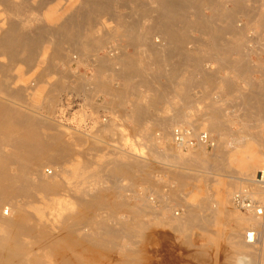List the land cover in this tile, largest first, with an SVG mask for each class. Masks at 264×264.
Returning <instances> with one entry per match:
<instances>
[{
	"label": "bare ground",
	"instance_id": "obj_1",
	"mask_svg": "<svg viewBox=\"0 0 264 264\" xmlns=\"http://www.w3.org/2000/svg\"><path fill=\"white\" fill-rule=\"evenodd\" d=\"M30 1L31 0H0V5H2L8 13L7 18H0L1 76H9L8 74L12 68L18 65H23L22 67L24 68L20 74L22 73L24 75L30 73L32 69L38 66L41 57L46 58V61L43 62L47 63L49 71H53L58 63L62 66L68 65L69 54L73 51H78L79 57L84 56L90 60V67L93 68V72L87 80L84 79L82 75H79L78 77L80 81L78 80L79 83L75 85L76 88L81 89L84 87L86 88L87 86L88 88L92 86L93 89L103 90L108 94L115 93L116 95L118 94L117 96L119 97L121 93L119 92V94L116 89H113L114 86L111 87L112 85L108 86L106 84L102 85V83L99 84L100 81L97 80L99 79V74H101L102 71H104L103 69L106 68L104 66H107L108 64V69L111 68L112 71L116 69V74L123 77L121 78L125 82L123 87L124 91L130 92L139 89V85L137 84L136 89L132 86L134 85L132 79L138 77L141 84L140 87H143L148 91L145 92L149 95L147 102L154 104L160 103L162 97L161 90L163 88L160 87V84L155 83L159 80L154 81L152 78L149 80L150 84L147 83L146 85V81H144L146 78H144V80L142 79L145 74L149 75V77H160V75L162 76L164 74L165 78V74L168 72L164 73L165 71L163 69L165 66L163 67V62L161 65L163 68H160V66V69L158 68L156 71L146 73L144 69L142 70L136 67V63L132 64L126 60V57L129 56L125 55L124 50L117 51L112 47H106L103 40L110 32L108 33L104 26L98 24V19L101 16L108 14V16H111L109 18L112 19V16L114 19L116 18L114 29H123L127 34L128 32L131 33L134 30L136 31V29L139 30V28L143 29L141 37L138 36L135 38L134 36L135 40H133V37L130 35L132 39L130 43L135 44L140 41V44L144 46V48L146 47L153 56H164V59L166 57L165 55H170V53L175 50H177V52H179L178 50H182L181 53L185 54L184 56H191V51H185L184 47L186 45L191 47V44H194L195 41L189 37L183 39L181 38V35H178L180 39H176L177 37L174 35L176 33L174 28L177 23L185 25L188 28L191 27L201 33H210L208 30H218L221 26L230 33L228 35H231V33L242 32L246 38L248 37L246 36L248 26L253 18V15L251 14L252 12L249 10H252V8H248L247 6L248 2L251 0H149L147 4L140 3L141 0L140 2L138 0H77L78 5H76L77 7L74 11L72 10L73 13L68 12L71 14L68 16L69 14L66 12L68 14L66 15L67 18L64 16V19H59L60 21L56 17L55 12L57 9H55V7V11H42L45 6L55 0H37V5L32 4ZM258 1L259 0H257V2ZM228 4H230L231 7H229ZM262 4L264 8V2ZM121 5L125 7L131 6V14L140 13L139 15H143L142 20H145V22L140 19V16L139 19L145 24L142 27L138 26L137 23L141 22L138 20L137 14L134 15H136L137 21L139 22L131 20L133 16L130 18L131 15L129 13L126 15H129L127 17H129L130 20L122 18L121 15L119 16L117 13H114L116 7H120ZM71 6H74V3ZM122 6L121 8H124ZM259 7L260 6L258 5V8ZM204 9H208L211 12V15L204 17V15H202ZM35 11H38L39 13L42 11L44 14H42L43 17L40 16L41 14L39 15L40 17H37L35 14V17L33 15ZM187 11H195L193 14L197 12L194 15L195 18L193 20H189L188 16L190 15L186 14ZM252 11L256 12L257 10ZM242 19H246V21H243ZM219 21L222 25L218 24L220 23ZM261 21L264 25V15L262 16ZM261 21L259 23H261ZM262 24L261 27L263 26ZM82 25H85V28L88 29L86 36L76 37L74 41H72V39H70V32L72 29H78L79 31L82 30ZM221 33H223L221 35H225L224 32ZM78 36H80V34H78ZM111 37H113V35ZM215 37L212 39V43L206 45H217L219 43H217L219 36L217 39ZM226 40L229 41L228 39ZM44 45L50 47L49 50L51 51L48 52V55H46L47 52L44 51ZM135 46L137 47L136 44L134 47ZM146 48L145 50H147ZM103 50H105L104 52L106 53L103 56H100L98 52ZM162 51H166V53L162 54ZM176 53L175 55H177ZM179 54L180 53H178V55ZM217 54L218 53H215L216 56ZM147 55H144V57ZM173 55L174 54H172V56ZM111 57L118 60H116L118 62L117 65H119L118 68L115 67V65L113 68L111 67L112 64L111 66L109 65ZM162 57L160 59H162ZM4 59H6V61H4ZM154 59L151 60L156 62V59ZM132 60L133 59L131 58V61ZM158 61L160 62V60ZM164 61L166 62V60ZM158 64L154 63L155 66ZM201 69L204 70L205 68L201 67ZM203 72L206 79L209 76L211 77L208 71ZM84 73L86 72L84 71ZM13 75L15 77V74ZM36 75L41 74L39 72ZM64 75L60 73V75H58V77H60V82L58 81L59 83L50 84V88L55 91L67 89L66 87L68 85L66 86L65 82L67 79ZM9 78L11 77L9 76ZM69 78L70 77H68V79ZM205 78L203 79L204 81L206 80ZM11 80L14 81L13 79ZM251 87L253 88V86ZM262 87H264V85L255 86L253 89L255 90L256 88L259 90L260 88L263 89ZM33 89L34 87L30 89L29 86L27 87L24 85L12 87L9 83H6L4 78L0 80V94H6V100H8L4 101L3 97L0 96V264H159V257L156 256L159 255L157 252H160L162 249L160 250L157 248L160 244L158 246L155 245V240H157L160 235L156 234V232L153 233L154 229L153 231L149 230L151 225L170 226L175 232H179L180 234L186 231L187 233L183 237V243L193 249L191 255L193 258L203 261L207 256L208 251L215 248L217 237L226 234L228 245L232 248L233 246H236L233 250V254H230V257L227 256V258H230V260L228 259L230 261L228 262L229 264H249L251 261V263L255 262L257 264H264V226L259 217L253 211H247V213L251 215V218L242 217L231 210L230 207V202L231 204L233 203L232 200L236 191L238 192L245 189L253 199H262L263 190L256 182V176H254L257 170L264 169V138L262 137V139L260 137L261 135H257L260 137L259 139H262L259 141H256V139L253 140V138L250 137V140H253L255 146L258 147V151H261V159L257 155H254L253 157L248 154L244 155L243 147L233 148L230 153H228L231 155L232 161L237 168L236 170L238 171L239 169L242 174V177L237 178L220 174V171H222L224 166V161L221 162L219 157L224 160L223 157L225 158L224 155L227 154L224 153V147L222 146V142H220L223 140H219L215 145L210 141L212 139L206 132V138L212 143V146L214 145L211 154H206L203 150V146H211L207 143V139L203 140L200 133L194 136L193 130L191 134H188L187 136L185 135L182 143H176L173 136L174 146L168 145V149L160 150L153 146L154 149H158L161 152L160 154L163 158L162 166H159V169L157 168V170H161L166 174H171L173 177L172 179H174L178 185L176 190H170L169 194H167L176 199L183 209L181 214L175 210L172 212L171 219L161 221L160 224L143 220V217L153 210L152 207L148 205L129 206V204L127 206L126 203L123 204L118 201L117 198L108 194L101 187V182L98 181L101 177L100 172H102L100 168H98V171L92 173L93 175L90 174L91 176L89 177L92 181V184L90 185L97 187L91 188L88 191L80 190V184L83 177L78 175L76 181L72 182V186L77 189L68 192L73 205L65 206L60 200V197L63 194L64 185L60 183L57 174L45 176L42 173V169L45 165H51L56 167V169L60 168L63 173L69 175L70 166H68V163L72 161L75 152L65 143L66 141L64 142L63 133L55 126H50L52 123L50 122L49 116L40 117L33 110L32 112H25L15 103V100H20L21 98H24L23 96H28L33 92L35 93ZM120 89H122V86ZM120 91L123 92L122 90ZM34 95H36V93ZM135 95H138V93ZM164 96L165 95L163 94V97ZM49 97L50 102L56 100L53 95H50ZM136 98L137 100L129 103V106H132L139 111L144 103L138 99L141 98V96H136ZM258 98L264 99V94H252L250 96L241 95L243 101L242 103L240 102V105L243 104L248 107V104L251 103L249 102L251 99ZM23 100H25V98ZM132 107H130V109ZM247 111L246 108L245 111L244 109L242 112L240 111L245 119L247 118V115L249 116V111ZM212 113H219L216 106L213 108ZM262 115L263 116L261 117L264 118V114ZM258 117V120H260V116ZM172 119L174 120V118ZM245 119H242L241 122ZM108 126H100V132ZM174 129L175 128L172 129L171 123L170 128L162 129L164 131L162 137L167 139L172 132V135H174ZM70 130L72 133V141L74 143L84 142L85 144V142L91 140L90 142H92V146L96 144L95 132L85 133L86 136L84 137V135L82 136L78 134L80 132H78L77 129ZM255 135L256 134H253V136ZM188 136L194 137L198 144V148L190 152L189 147L192 144L188 142ZM245 136L247 137V135ZM256 149L257 148L254 150ZM159 151H157V154H159ZM180 151H188L190 155L185 156L187 153L182 154ZM251 152L254 153L253 150ZM154 153L156 154V151H154ZM226 159L224 164L227 162ZM152 162L153 161L150 162L147 158L138 155L136 156L133 153V157L115 163L111 166L112 168L110 170H112L114 174L121 173L122 175H125V177L132 175L134 178H139L141 183H147L148 185L153 186L154 180L150 177V174L153 172L151 167L154 165H152ZM79 170H83V168L78 169V172ZM110 170L107 171L108 175ZM223 172L224 171L221 173ZM237 183H241V186L232 193V190L236 187ZM154 192L159 193L157 191ZM136 194L138 195V193ZM180 194H183V196L185 195L183 200L177 198ZM141 198L142 196L140 199ZM143 200L147 201V199ZM4 205L9 207L10 213L9 210L6 209V213H4V210L2 211ZM233 205L235 206L234 203ZM171 206H164V211L171 210ZM124 209L129 211L127 217L130 218V220H115V218H118V215L119 217L122 215L120 211ZM101 210L109 211L108 214L104 216L106 220H95L98 218ZM107 219H113L114 222H110ZM250 225L252 228L249 230L254 231L256 237L252 241L248 240L246 237V233L249 230H244ZM158 230L160 229L158 228ZM243 230L245 232L242 236L241 233ZM206 237L207 239L208 237L211 238L209 243H204ZM241 237H243V239H241ZM163 238L165 239L162 240H166L167 236ZM175 239L176 238H174V240ZM160 242L163 241L159 240V243ZM154 245L155 247H153ZM151 247L154 248H152V255H150ZM189 250L191 249L189 248ZM113 251L117 253L114 257L110 255ZM191 256L189 257L191 258Z\"/></svg>",
	"mask_w": 264,
	"mask_h": 264
},
{
	"label": "rangeland",
	"instance_id": "obj_2",
	"mask_svg": "<svg viewBox=\"0 0 264 264\" xmlns=\"http://www.w3.org/2000/svg\"><path fill=\"white\" fill-rule=\"evenodd\" d=\"M38 1L31 0L30 2L32 4L37 5ZM138 1L140 2V0ZM148 1L149 0H141L140 3L147 4ZM77 2H78L77 0H55V1L50 2V4H48L47 6H45V8L42 11L48 12V11H55V9H57V11L55 12L56 17L58 20L59 19L61 20V19H64L63 18L64 16L65 18H67L66 15H68L69 13H73L74 9H76L77 7L76 5H78ZM263 2L264 0H259L258 2L257 0H251L250 2H248V5H247L248 8H252V10L254 11L257 10V11L253 12L251 9H249L252 12L251 14L253 15L252 17L254 18V20L253 18L251 19V23L249 24L248 30L246 32V36L248 37L246 38L242 32L231 33V35H228L230 33H228L226 29H223L224 27H221V26L220 27L218 26L219 29L217 27L218 30L215 29L216 30V34H215L214 29L208 30L210 31V33H204V32L201 33L191 27L188 28L185 25H182L180 23H177L178 25L176 24L174 28V31L176 33L175 32H174L175 34L173 33L175 37H177L176 39H180L178 35H181V38L183 39L184 38L186 39L189 37L195 41L194 44H191V47L187 45L184 47L185 51H191L190 53L191 56L190 55L184 56L185 54L182 53L185 62L183 64L184 72L182 76V85H181L182 87L181 88H180V85L174 83V76H173L174 74L172 70L168 69L171 72L170 73L166 69L167 64L164 60H166V57L169 55H165L166 56L165 59L163 58L164 56L163 57L161 56L162 59H160L161 57L159 55L153 56V54L146 47L145 48L147 50H145L144 46L140 44V41L135 43L137 45V47L135 46L136 48L134 47L135 44L130 43V41L132 40L131 37H133V40H135V38H137L138 36L141 37L143 29L139 28V30L136 29V31L138 30L139 32L138 31L136 32L134 30L131 33L128 32L127 34V32H124L123 29H118V30L114 29L116 25V21H115L116 18L114 19V17L112 16V19H111L109 18L111 16H108V14L101 16L98 19V24H100L101 26H104L106 30L108 31V33L110 32L109 33L110 35L107 34V36H105L106 38L103 40L104 45L106 47H112L116 49L117 51L124 50L125 55L129 56V57H126L124 55L126 57V60L131 62L132 64L136 63L135 64L136 67L142 70L144 69L146 73H150V71L151 72L156 71L162 65V62H163V67L165 66L163 69L165 71L164 73L168 72L167 74H165L166 76L165 78H168V79L164 78V74L162 75L163 77L161 75L160 77L159 76L149 77V75L145 74V76L143 75V79H142L144 80V78H146V80H144L146 81V85L147 83L150 84L149 80L152 78H153L152 80L154 81L159 80L158 82H155V83L160 84L161 85L160 87L163 88V89L161 88L162 89L161 90L162 100L160 99V103L154 104V103L147 102L149 95L148 93H145V92H148V91H146L145 88L140 87L141 84H140L138 77H134L135 79L134 78L132 79L133 80L132 83H134V85L132 86L134 87V89H136V84H137L139 85V89H137L136 91L134 90L135 92L133 90L130 92L124 91L123 87L125 85V82L124 80H122L123 77L121 76L122 77L121 78L119 74H116V71H115L116 69L113 71L111 70V68L108 69L107 68L108 64L107 66L106 65L104 66L107 69L106 68L103 69L104 71H102V73L99 74V77H98L99 79L97 80L100 81L99 84L102 83V85L106 84L108 86L112 85L111 87L114 86L113 89H116L118 93L120 92L122 95L119 93L120 95L118 97L117 96L118 94L117 95L115 93H113L114 95L108 94V93H105V91L103 90H98L95 88L93 89L92 86H90L89 88L88 86L86 88L84 87L81 89L76 88L75 85L79 83L78 82L79 75H82L83 78L87 80L90 78V74H92L93 72V68L90 67L91 65L90 60L85 58L84 56L79 57L78 51H73L72 53L69 54L68 65L62 66L61 64L58 63L56 65L57 67H55L53 71L48 70L47 63L43 62V61H46V58L41 57L38 62V66L32 69L30 73H27L24 75L22 73L20 74V72L23 71L24 68L22 67L23 65H18L12 68L13 71L11 70L9 72L8 75L11 78H9V76L7 75L6 76L0 75V80L4 78L6 83L7 84L9 83V85H11L12 87L13 86L19 87L21 85H24L27 87L29 86L30 89L34 87L33 90L35 91L36 95H34L35 93L33 92L32 94H29L28 96H23L25 100H23L24 98H21L22 100L21 99L15 100V103L20 109L24 110L25 112H32L33 110L40 117L49 116L50 122L52 123L50 124V126L51 127L55 126L56 128H58L60 132L63 133L64 142L66 141L65 143L68 144L69 147L75 152V156L72 158V161L68 163V166H70L69 175H67V173H63L60 168L56 169V167L51 166V165H45L42 169V173L45 176H51V175L57 174V178L60 179V183L64 185L63 194L60 197V200L61 202L64 203L65 206L73 205V202L68 192L70 190L75 191L77 189L72 186V182L76 181L78 175H81L83 177V179L81 180V184H80V190L88 191L91 188L97 187L94 185H90L92 184V181H91V178L89 177L93 175L92 173L98 171V168H100L102 172H100L101 177L98 179V181L101 182V187L108 194H110L112 197L117 198V200L122 202L123 204L126 203L127 206L128 204L129 206L130 205L131 206L132 205H135V206H143V205L147 206L148 205L153 208L152 211L148 212L147 215L143 217V220L151 222V223L157 222V224H160L161 221H166L168 219H171L172 212H174L175 210L181 214L183 209L179 205L178 201L168 195L170 190H176L178 188L176 181L172 179L173 177L171 176V174L169 173L166 174L162 172L161 170H157V168L159 169V166H162L161 164L163 160L162 155L160 154L161 152L158 149L165 150V149H168V145L174 146V138H173L174 135H172L173 132L170 136H168L167 139H164L162 137L163 132H164L162 129L164 128L168 129V127L170 128L171 123H172V129L180 126L184 128L186 131L190 132V134L192 133V130H193L194 136H196L198 133L203 134L206 132L209 135V137L212 139L210 141L214 143L215 145L219 142V140H223L220 142H222V146L224 147V153H227L226 155L228 157L224 155L225 156V158L223 157L224 160H222L219 157L221 162L222 161L225 162V159L227 158L226 159L227 164L225 163L226 164L225 165L223 162L224 166H223L222 171L224 172L221 173L222 171H220L221 175L232 176L235 178L242 177V174L239 171V169L238 171L236 170L237 168L235 167L232 161L231 155L228 154L233 148L243 147L244 155L248 154L251 157H253L254 155H257L261 159V151L260 150L258 151V147L255 146V143H253L254 142L253 140L256 139V141H259L264 138V118L261 117L263 116L262 114H264L263 113L264 112V103H263L264 99L263 98L251 99V100L249 99L250 100L249 102L251 103L248 104V107L244 106L243 104L242 105L240 104L243 101L241 99V95L242 96H250L252 94L262 95L258 92L257 93L255 92V90H257L256 88L255 90L253 89L255 86H261V85H254L252 83L249 84L248 82L253 81L255 82V84L260 82V78L256 77L255 74L257 71L258 73H260L261 69L264 68V25L262 24V21H261L262 16L264 15L263 13L264 8L262 4ZM73 3H74V6H71ZM258 5L260 6L259 8H258ZM121 6L116 7L114 13H117V15L119 16L121 15L122 18H125L127 20H130V18L133 16L131 20L136 21V22L140 21L142 23V24L137 23L139 27H142L145 24L144 23L145 20H142L143 15H139L140 13L131 14L132 13L131 12L132 10H130L131 6L130 7L122 6L126 9L121 8ZM228 6L231 7L230 4H228ZM42 11H40L41 13H39L38 11H35L33 15L35 16L36 14L37 17H40V16L43 17L44 14ZM203 11H202L203 13L202 15H204V17L211 15V12L208 9H204ZM66 12L67 13L69 12V13L67 14ZM194 12L195 11H187V13L185 12L187 15H190L188 16L189 20H193L195 18L194 15L197 12L193 14ZM127 13L131 15L130 18L127 17L129 16V15H126ZM134 14H137L138 16L137 18L139 21H137L136 15ZM70 15L71 14H69L68 16ZM139 16L141 17L140 19L144 22H142L139 19ZM7 17H8V13L6 9L2 5H0V18H7ZM242 20L246 21V19H242ZM260 21L261 23H259ZM218 24L222 25L221 22ZM261 24L263 25L262 27H261ZM179 27H182V28H179ZM77 30L72 29V31L70 32V39H72V41H74L76 37L86 36L88 29L85 28V25H82V30L80 31L79 30L77 31ZM221 32H224L225 35H221L223 34ZM77 33L80 34V36H78ZM112 35L113 37H111ZM218 36H219V39H217ZM222 36H223V39H222ZM214 37L217 39V43L219 42L218 44L216 43L219 46L212 45L213 48L211 45L207 46L206 44L212 43L211 41L212 39H214ZM225 38L228 39L230 42L227 41ZM246 39L248 42L246 41ZM219 48L221 50L232 48L234 52H238L237 53L238 56L234 58V61H240V64L244 66H248L251 69H253L255 71L254 76L248 77V76H244L240 74L241 75L240 77V76L235 75L233 72L231 74L230 72H226L223 75V72H222L223 70H222V67H220L221 65L220 62L216 58H214L212 55L213 54L212 52ZM49 49L50 47L48 45H44V51L47 52L46 55H48L49 54L48 52L51 51ZM142 50L146 52H143ZM235 50H239V51H235ZM104 51L105 50L99 51L98 54L100 56H103L106 53ZM163 51H162V54L166 53V51L165 52ZM144 55H147L148 57L147 56L144 57ZM131 58L133 59L132 61H131ZM154 58L156 59V62L151 60ZM116 60H117L116 58L111 57V62H109L110 63L109 65L111 66L112 64L111 66L112 68L114 67V65L115 67L118 68L119 66L117 65L118 60L117 61ZM158 60H160V62ZM4 61H6V59H4ZM157 61L159 62L160 65L158 64ZM153 62L157 63L158 65L155 66ZM146 64L149 66H147ZM163 67L161 66L160 68H163ZM201 67L205 69L207 68V69L203 70L201 69ZM84 71L86 73H84ZM203 71H208L209 75H211L213 79L217 80L216 83L214 84L207 83L206 82L207 79L204 77ZM15 72L17 73V77H16ZM39 72L41 75H36ZM59 72L63 75L66 74L64 76L68 80V81L67 80L65 81L66 86L68 85L66 87L68 90L64 89L60 91H55L52 88H50L49 86L50 84L60 82L59 81L60 77H58V75H60ZM13 74H15V77ZM68 77L70 78L68 79ZM204 78L206 79L205 81L203 80ZM11 79H13L14 81H12ZM192 81L193 82L199 81L198 85L196 84L192 85ZM121 86H122V89H120ZM251 86H253V88ZM165 88L166 89L168 88V89L166 90ZM119 89L122 90L123 92H121ZM116 90L115 92L117 93ZM137 93L138 95H135ZM163 94L165 95L164 97H163ZM223 94H227L228 97H222ZM50 95H53V97L56 98V100L54 99L55 101L50 102V97H49ZM0 96L3 97L4 101H8L6 100L7 99L6 94L1 93ZM136 96L137 97L141 96V98H138V99H140L141 102L144 103L142 104V107H140L141 109L138 108L140 109L139 111L136 108L129 106L130 105L129 103H132L137 100ZM149 104H152V105H149ZM215 106L217 107V110L219 111V113L213 114L212 111ZM130 107L132 108L130 109ZM241 107L244 109V111H245V108H246V111L247 110L249 111L248 113L249 116L247 115L246 119L240 113V111L241 112L243 111ZM234 112H237V113H234ZM258 112H260L261 115ZM258 116H260V120H258L259 119ZM172 118H174V120ZM241 118L245 120L241 122L242 120ZM105 125L106 126L109 125V126L105 128L106 130L104 129L100 132L99 130L100 126H105ZM70 129H77L78 132H80L78 134L82 136L84 135V137L86 136L85 133L95 132L96 133V140H95L96 146L95 145L92 146V142H90L91 140H88L87 142H85V144L84 142L74 143L72 141V136H71L72 133ZM248 133L252 135L250 136ZM253 134H256V135L253 136ZM245 135H247V137ZM257 135H261L260 137L261 138L263 137V138L259 139L260 137ZM250 137L253 138L252 141L250 140ZM191 138L193 139V141H192V145L189 147L190 149L189 152L198 148L196 139L192 136ZM252 143L254 144L255 148H257L256 150H254L255 148ZM153 146L157 147L158 149H154ZM213 149H214V145L213 146H207V145L203 146V150L206 154H211L213 152ZM153 150L156 151V154L154 153ZM252 150L254 151V153L251 152ZM157 151H159L160 155L157 154ZM189 152L183 151L181 153L182 154L187 153L185 154V156H188L190 155ZM133 153L136 156L138 155V156L147 158L150 162L153 161L152 165L154 164L153 165L154 167L153 166L151 167L153 172L152 174H150V177L152 178V180H154L153 186L148 185L147 183H141V180L139 178L137 177L134 178V176L132 175H128L127 177H125V175H122L121 173L119 174L115 173L117 174L115 175L113 171L110 170L112 168L111 166L114 165L115 163L123 161V159L127 160L133 157ZM81 167L83 168V170H79L78 172V169H82ZM108 170L111 171V173L109 171V175L107 172ZM258 171L259 170H257V172ZM256 174L254 176H257ZM112 176L113 177L115 176V177L113 178ZM240 186H241V183H237L236 187L232 190V193ZM154 191H157L159 193H155ZM136 193H138V195ZM136 196H139V197H136ZM141 196L143 199H147V201L143 200L142 198L140 199ZM183 197L185 198V195L183 196V194H180L177 198L180 200H183ZM164 206L165 207L171 206V210L164 211V208H165ZM230 207H231V210L236 212L238 215L242 217L251 218L250 214L236 208L233 205V203L231 204V202H230ZM5 209L9 210V213H10V209L7 205L3 206L2 211L4 210L5 211L4 213L7 212ZM100 212H99L98 218H96L95 220H98V221L106 220L104 216L107 215L109 211L101 210ZM128 212L129 211L126 209L121 210L120 213L123 216L120 215L119 217L118 215V218H115V220L116 219L119 221L130 220V218L127 217V215L129 214ZM107 220L110 222H114L113 219H107ZM158 228L160 230H158ZM250 228H252L251 225L247 226L246 229L244 230L246 231V230H249ZM149 230H152L153 233L156 232V234L160 235L159 238L155 240L156 242L154 241L156 243V244L154 243L155 245L158 246L160 244L159 247L157 248H159L160 250L162 249L160 252L159 251L157 252V254L159 253V255L156 256V257H159V260L156 258L158 261H160L159 264H162V263L163 264H229L228 262H230L229 261L230 258H227V256L230 257L229 255L233 254V250L236 247L232 245L233 246L232 248L231 246L228 245L226 234L220 235L216 239L215 248L210 249L208 251L207 256L202 261L200 259L193 258V256H191L193 249L191 247L186 246L183 243V237L187 233L186 231L180 234L179 232H175L172 227L164 226V225H151ZM244 230L241 233L242 236L245 232ZM160 231L162 235L160 234ZM166 236H167V239L162 240V239H165L163 237H166ZM173 237L176 239L174 240ZM241 239H243V237H241ZM159 240L163 241L164 245H163V242L159 243ZM210 241H211V238L208 237L207 239L206 237V239L204 240V243H209ZM155 245L153 247H155ZM153 247H151L150 255L153 254L151 253L153 252V249H154ZM189 248L191 250H189ZM116 254L117 253L113 251L110 255L114 257L116 256ZM189 256H191V258ZM212 256L214 257V259ZM251 262H249V264ZM251 264H257V263L253 262Z\"/></svg>",
	"mask_w": 264,
	"mask_h": 264
},
{
	"label": "crops",
	"instance_id": "obj_3",
	"mask_svg": "<svg viewBox=\"0 0 264 264\" xmlns=\"http://www.w3.org/2000/svg\"><path fill=\"white\" fill-rule=\"evenodd\" d=\"M179 52H177V50H175L174 52L178 55V53H180L178 56L177 55H175V53L174 52H171L172 54H174L173 56H172V54L170 53V55L168 56V57H166V62H167V66H166V69H172L173 71V76H174V83H176V84H178V85H180V88L182 87L181 85H182V76H183V64H184V59H183V54L181 53L182 52V50H178ZM233 51V52H232ZM235 51H239V50H235ZM213 57L214 58H216L219 62H220V67H222V72H223V75L226 73V72H230V74L233 72L235 75H237V76H240L241 77V75L240 74H242V75H244V76H250V77H253L254 76V70L253 69H251L250 67H248V66H244V65H242V64H240V61H234V58H236L238 55H237V53L238 52H234V50H232V48H230V49H223V50H221L220 48L219 49H217V50H214L213 52ZM215 53H218L217 54V56L215 55ZM222 54H223V56H222ZM173 57V58H171V57ZM176 56V57H175ZM182 56V57H181ZM221 57V58H220ZM224 57V58H223ZM183 59V60H182ZM223 59V60H222ZM169 60V61H168ZM175 63H174V62ZM176 61H177V63L179 64H177L176 63ZM183 61V62H182ZM225 61H226V63H225ZM172 62V63H171ZM176 64V65H175ZM173 66V67H172ZM172 67V68H171ZM178 69H177V68ZM180 67V68H179ZM181 71H180V70ZM176 74H178V75H176ZM255 76L256 77H259L260 78V82H256L257 84H255V82H253V81H249L248 83L250 84V83H252V84H254V85H264V68L263 69H261V71H260V73H258V71L256 72V74H255ZM208 78H210V79H208ZM207 78V80H206V82L207 83H211V84H214V83H216V81L217 80H215V79H213L212 77H208ZM209 80V81H208ZM167 81V80H166ZM197 82V83H196ZM195 83L192 81V85L193 84H196V85H198V82L199 81H196ZM180 88H178V89H180ZM263 89H261L260 88V90H258V93H260V94H264V87H262ZM227 91V90H226ZM255 92L257 93V90H255ZM222 97H228L227 96V94H223L222 95Z\"/></svg>",
	"mask_w": 264,
	"mask_h": 264
},
{
	"label": "built area",
	"instance_id": "obj_4",
	"mask_svg": "<svg viewBox=\"0 0 264 264\" xmlns=\"http://www.w3.org/2000/svg\"><path fill=\"white\" fill-rule=\"evenodd\" d=\"M187 133V134H186ZM190 132L186 131L184 128L178 126L174 129V138L176 143H182L184 141L185 135L187 136ZM202 139L206 140L205 133L201 134ZM193 139L191 136H188V142L192 144ZM207 143L212 146V143L207 139ZM256 182L259 186H261L263 190V195L261 200H255L250 197L249 193L244 190H240L235 193L233 196V203L236 208L242 211H253L260 219L261 223L264 226V169L259 170L256 176ZM246 237L248 240L252 241L255 237V232L249 230L246 233Z\"/></svg>",
	"mask_w": 264,
	"mask_h": 264
}]
</instances>
